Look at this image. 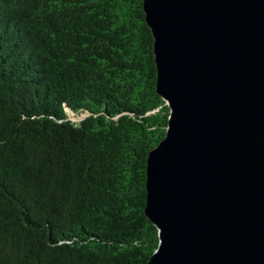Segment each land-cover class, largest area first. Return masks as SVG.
<instances>
[{"label":"trees","instance_id":"1","mask_svg":"<svg viewBox=\"0 0 264 264\" xmlns=\"http://www.w3.org/2000/svg\"><path fill=\"white\" fill-rule=\"evenodd\" d=\"M152 40L142 0H0V264L154 250L146 155L169 108Z\"/></svg>","mask_w":264,"mask_h":264},{"label":"water","instance_id":"2","mask_svg":"<svg viewBox=\"0 0 264 264\" xmlns=\"http://www.w3.org/2000/svg\"><path fill=\"white\" fill-rule=\"evenodd\" d=\"M155 90L143 264H264V0H142Z\"/></svg>","mask_w":264,"mask_h":264},{"label":"rangeland","instance_id":"3","mask_svg":"<svg viewBox=\"0 0 264 264\" xmlns=\"http://www.w3.org/2000/svg\"><path fill=\"white\" fill-rule=\"evenodd\" d=\"M73 118L77 117V115H71Z\"/></svg>","mask_w":264,"mask_h":264}]
</instances>
